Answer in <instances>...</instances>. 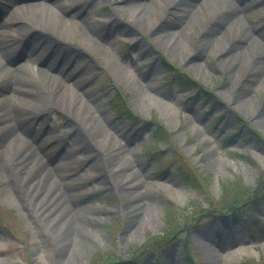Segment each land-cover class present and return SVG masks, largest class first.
I'll return each mask as SVG.
<instances>
[{
    "label": "rangeland",
    "instance_id": "obj_1",
    "mask_svg": "<svg viewBox=\"0 0 264 264\" xmlns=\"http://www.w3.org/2000/svg\"><path fill=\"white\" fill-rule=\"evenodd\" d=\"M148 1L149 9L126 0H57L65 17L91 23L97 45L76 48L69 67L52 71L69 91L88 94L104 141L120 146L137 187L105 178L119 170L96 175L87 147L97 136L74 128L65 111L12 100L49 151L56 181L80 206V226L66 249L56 224L35 215L0 173V264H264V69L254 73L249 64L252 46L241 53L228 45L235 55L228 54L212 2L182 14L168 0ZM228 1L246 3L243 21L264 48V0ZM3 19L14 34L17 20ZM168 34L171 41L163 39ZM42 57L31 66L49 70ZM234 60L238 65L228 68ZM24 83L27 94L48 102L32 80ZM103 156L109 162L108 149ZM135 188L146 199L134 214L127 192Z\"/></svg>",
    "mask_w": 264,
    "mask_h": 264
},
{
    "label": "bare ground",
    "instance_id": "obj_2",
    "mask_svg": "<svg viewBox=\"0 0 264 264\" xmlns=\"http://www.w3.org/2000/svg\"><path fill=\"white\" fill-rule=\"evenodd\" d=\"M126 1L133 2L137 8L147 7L149 9L151 5L148 0ZM205 1L207 0H168V5L175 11H181L182 14L195 13L202 8L201 5ZM208 1L212 2L215 8L216 18L213 20L215 21V29L223 31L218 34L220 37L218 40H222L228 50L232 48L228 45H234L237 49H242L243 46L247 45L252 46V50L250 53L248 52L251 57L249 64L254 63V73L256 71L261 72L264 69V48L260 46V39L249 32V26L243 21L244 15L241 14V10L243 6L247 7L246 3L240 6L234 5L228 0ZM6 17L17 20L13 29L17 34L24 32L34 33V36L39 35L38 43L42 44V49L51 50L55 60L57 58L62 59L65 66L71 64L75 55L78 56L76 48H84L89 51L97 45V41L90 35L93 32L91 23L83 17H80L79 22L65 17L57 4V0H0V19ZM0 25L1 36L3 30L11 31L7 29L4 22ZM229 28H233L231 33H227ZM203 29L206 34L210 35L214 31L207 27H203ZM43 30L48 32L45 31L44 33ZM49 31L53 33H49ZM77 35L80 38L76 41ZM166 36L163 39L169 38V41L173 39L169 34ZM178 44V40H173L171 50L178 52ZM186 45V42H183V47ZM228 54L232 56L235 55V52L229 50ZM4 55L0 51V173L11 179L10 182L15 185V190L25 197L35 215L43 218L47 223L56 224L57 232L60 231L58 243L62 242L68 249L69 246L66 243L72 240V232L76 234L80 226L76 223L74 215L81 208L72 201L73 198L66 189L62 188L60 182L56 181L58 170L52 167L51 161H47L50 157L49 151L41 144L40 138L31 133L28 120L20 111L16 110L12 100L17 98L32 99L37 105L43 104L42 109H39L41 111L48 108H59L65 111L69 117V123L78 131L95 134L97 139L88 140L90 142L87 153L93 158L92 166L93 169H97L96 175H102L104 170H112L113 173L119 170L120 174L115 175L114 173L113 176L108 175L105 178L116 181L117 185L124 189L137 187V182L132 178L134 173H131V176L129 174L132 163L125 160L119 145H112L104 141L105 135L101 131L100 117L92 103L87 100L88 94L69 91L51 73L52 67L50 70L36 69L31 66L28 60L8 59L6 61ZM238 63L239 60H234L227 66L232 69ZM246 67L251 69V67ZM67 78L73 80L76 77L73 78L71 74ZM29 80L35 83L36 87L34 88L36 90L48 98V102L40 100L41 97L27 94L31 88L24 81ZM258 115V121L264 127V114ZM91 122L93 123L92 127ZM1 134L5 137V143ZM106 149L110 153L109 162L103 156ZM107 164H110L108 168ZM135 190L136 188L127 192L132 196L128 207L134 214L143 209L146 199L143 192H136Z\"/></svg>",
    "mask_w": 264,
    "mask_h": 264
},
{
    "label": "trees",
    "instance_id": "obj_3",
    "mask_svg": "<svg viewBox=\"0 0 264 264\" xmlns=\"http://www.w3.org/2000/svg\"><path fill=\"white\" fill-rule=\"evenodd\" d=\"M226 185H227V183H225L224 186L226 187ZM168 217H169V219H170V220H169V224H171L170 221H172V219H173V211H170V212L168 213Z\"/></svg>",
    "mask_w": 264,
    "mask_h": 264
}]
</instances>
